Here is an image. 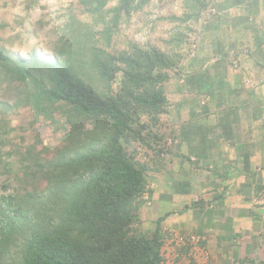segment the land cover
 <instances>
[{"label": "trees", "instance_id": "obj_1", "mask_svg": "<svg viewBox=\"0 0 264 264\" xmlns=\"http://www.w3.org/2000/svg\"><path fill=\"white\" fill-rule=\"evenodd\" d=\"M111 1L79 0L89 20L70 17L56 51L60 61L39 66L32 59L30 65L0 49V64L23 93L17 103L58 135L22 152L29 163L19 180L47 185L32 214L21 205L11 215L9 205L0 209V228L22 235V264H165L163 218L146 228L141 216L150 169L131 144L162 154L152 146L163 138L157 126L169 112L166 88L181 56L133 42L108 51L121 22L151 0H117L110 7ZM198 3L186 0L190 11L179 20H197ZM171 42L181 46L183 35L176 32Z\"/></svg>", "mask_w": 264, "mask_h": 264}, {"label": "crops", "instance_id": "obj_2", "mask_svg": "<svg viewBox=\"0 0 264 264\" xmlns=\"http://www.w3.org/2000/svg\"><path fill=\"white\" fill-rule=\"evenodd\" d=\"M215 5L184 63L174 142L144 207L165 236H197L205 264H264V0Z\"/></svg>", "mask_w": 264, "mask_h": 264}, {"label": "rangeland", "instance_id": "obj_3", "mask_svg": "<svg viewBox=\"0 0 264 264\" xmlns=\"http://www.w3.org/2000/svg\"><path fill=\"white\" fill-rule=\"evenodd\" d=\"M198 1L201 8L198 19L181 21L179 19L183 14L190 11L186 0H151L143 8L134 11L130 19L121 22L111 45L106 46L108 51L116 53L125 48L129 42H133L140 46L151 45L168 55L178 53L181 56L180 64L171 71L172 81L166 88L171 106L179 97L177 89L178 85L182 84L181 75L186 68L184 63L189 55L196 52L202 34L207 33V20L211 21L217 14L215 3L218 0ZM116 4L117 0H112L109 6L113 7ZM73 15L82 20H89L79 0H0V49L8 52L13 60L17 56L26 59L29 63L32 59H37L39 66L44 65L45 60L60 61L62 58L58 56H62H57L56 51L63 44L60 38ZM176 32L183 35L184 42L175 48L176 41L169 42ZM7 67L8 65L0 64V209L9 205L7 214L11 215V212L21 205L23 208H28L32 214L33 202L46 196L47 185L44 180L32 178L30 181L19 180L20 173L25 169L23 165L29 163L28 160L22 161L24 159L22 152L31 145H37L41 149L58 135L54 136L45 121L37 117L28 105L17 103L22 91H19V86L9 76ZM119 78L118 75V80ZM115 85H118L117 81ZM176 108L175 106L171 116L168 115L169 112L162 116L157 126L163 138L153 143L152 147L162 151L163 155L157 156L153 152L152 154L151 150L139 142L131 144V150H134L138 158L148 165L149 175H154L152 171L156 170L157 165L165 159L164 154L173 145L170 117L177 121ZM141 216L146 222V228L153 226L152 222L155 220H150L145 207ZM0 219H3L1 210ZM17 219L19 231L23 230L25 224L22 219ZM11 225L8 224L7 228L9 226L11 228ZM8 231L9 229L4 231L0 228V264H22L24 254L22 235L10 234ZM179 237L165 236L164 233L162 248L164 263L205 264L192 251V245L184 244ZM181 247L187 248L185 253L180 252Z\"/></svg>", "mask_w": 264, "mask_h": 264}, {"label": "built area", "instance_id": "obj_4", "mask_svg": "<svg viewBox=\"0 0 264 264\" xmlns=\"http://www.w3.org/2000/svg\"><path fill=\"white\" fill-rule=\"evenodd\" d=\"M233 64L234 66H239V61L238 60H234L233 61ZM171 142V140L169 141ZM258 202L264 206V193L263 195L261 196V198L258 200ZM179 239L181 240V242L183 241L184 244L185 243H188V244H191V245H194V244H197L198 241H199V238H197V236L193 235V236H189V237H179Z\"/></svg>", "mask_w": 264, "mask_h": 264}]
</instances>
